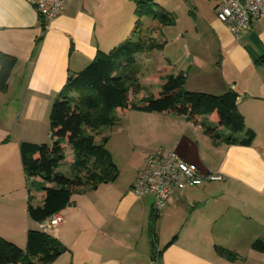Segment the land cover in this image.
<instances>
[{"label": "crops", "instance_id": "0c3cea01", "mask_svg": "<svg viewBox=\"0 0 264 264\" xmlns=\"http://www.w3.org/2000/svg\"><path fill=\"white\" fill-rule=\"evenodd\" d=\"M173 1L172 9L165 10L175 24L159 29L164 48L137 55L139 64L154 60L149 74L139 76L142 86L152 81V95L158 96L160 80L154 73L167 70L183 73L189 92L222 95L232 90L254 140L250 146L214 142L203 122L217 127L223 137L229 134L219 127L216 113L192 123L167 113L118 110L121 122L135 112L125 126L135 143L150 153L174 152L201 174L220 173L223 180L177 194L158 214L152 235V200L145 203L147 196L138 198L131 191L145 154L126 186L115 185L118 180L100 185L90 195L72 198L58 213L63 222L48 234L69 252L51 264H264V250L253 247L256 242L264 245V64L259 62L264 59V17L237 37L217 19L212 0ZM123 2L130 4L136 20L133 0H68L43 32L35 0H0V54L16 59L7 89L0 92V238L21 249L26 248L29 230L43 231L44 223L30 220L27 202L32 196L33 204L41 206L44 192H29L20 144L49 145L51 109L69 75L88 66L98 51L109 52L123 43L132 25L117 17ZM180 8L183 24L176 14ZM145 19L156 28L149 18H143V27ZM236 136L241 140L246 135ZM63 146L70 167L73 153L67 143ZM172 239L159 254L158 245L164 247ZM218 248L234 258L221 255Z\"/></svg>", "mask_w": 264, "mask_h": 264}, {"label": "trees", "instance_id": "16d2710c", "mask_svg": "<svg viewBox=\"0 0 264 264\" xmlns=\"http://www.w3.org/2000/svg\"><path fill=\"white\" fill-rule=\"evenodd\" d=\"M133 2L136 20L134 30L126 40L109 52L98 51L88 66L70 74L63 91L55 99L50 114L52 144H20L21 163L29 182V192H44L41 206L33 204L32 196L27 202V214L35 223H44L66 209L72 204L74 195L88 188L94 191L100 185L112 184L118 179L119 171L107 149L109 136H103L99 143L96 142V137L103 130L120 124L118 110L167 113L184 117L192 123H196L200 116L216 113L219 127L227 129L229 134L223 137L217 127L203 122L201 126L205 134L214 142L222 140L229 145L250 146L254 140V133L246 129L244 118L237 109L238 95L234 91L229 90L222 95L189 92L185 88L186 76L183 73L173 74L167 70L154 73L160 80L159 95L149 92L138 103L131 101V95H138L143 90L137 55L162 50L165 44L152 38L151 31L143 34V18L155 22V30L175 24L171 13L163 8H153V0ZM41 26L45 32L43 21ZM259 62L264 64V59ZM15 65V58L0 54V92L7 89ZM239 133H245V138L239 140L236 136ZM65 143L74 157L67 174L59 171L66 159ZM157 217L153 213L150 215L152 235ZM174 240L166 244L159 254ZM151 242L154 248V236ZM253 247L264 250L260 242ZM217 250L229 259L234 258L224 249ZM67 252L69 250L59 240L41 230L28 231L25 249L0 238V264H51Z\"/></svg>", "mask_w": 264, "mask_h": 264}, {"label": "built area", "instance_id": "2783aa9c", "mask_svg": "<svg viewBox=\"0 0 264 264\" xmlns=\"http://www.w3.org/2000/svg\"><path fill=\"white\" fill-rule=\"evenodd\" d=\"M67 1L35 0L34 5L45 28L63 13ZM212 1L217 19L229 25L237 37L249 28L252 21L264 17V0ZM222 180L220 173L201 174L196 165L183 161L174 152L157 150L144 158L131 191L136 197H151V211L158 215L186 189ZM62 222V217L55 214L43 224V231L48 233L51 227Z\"/></svg>", "mask_w": 264, "mask_h": 264}, {"label": "rangeland", "instance_id": "374dc122", "mask_svg": "<svg viewBox=\"0 0 264 264\" xmlns=\"http://www.w3.org/2000/svg\"><path fill=\"white\" fill-rule=\"evenodd\" d=\"M154 3L155 1L157 3H155L153 5V8L155 10L158 9H167V10H171L172 6H173V0H153ZM123 10L121 9L120 12L118 13L117 17L118 19L125 25L127 23H129L130 21L132 22V25L129 29V32L126 34L124 41L126 40V38L130 35V33L134 30V25H135V19H132V14H131V6L128 2H123ZM129 5V6H126ZM110 14V12H109ZM179 16V20L180 23L184 22V18H185V14L183 12V9H179L176 13ZM60 17V16H59ZM58 18V17H57ZM113 16H110V21H112ZM147 19H145L144 22V29L145 31H143V34L146 35V33H148L149 31H151V34L154 38L157 39L158 42H160L159 40H161V33L162 31L160 30H155L153 27L152 29H154V31L151 29L150 27V22L146 21ZM152 22V20H151ZM183 22L181 24H183ZM50 26V25H49ZM49 26L46 28H49ZM129 27V25H126ZM161 29H165V27L161 28ZM148 53V52H146ZM142 61V60H141ZM141 67V74L144 77L145 74H149V67L150 66H154V60H151L150 62H146V63H142L139 64ZM142 83V82H140ZM144 86H143V90L139 93L140 95H131L130 98L132 100V102H135V99H139V97L141 98L142 95H148L149 92L152 94L154 93V91L156 90L155 85H153L152 81H144ZM142 85V84H141ZM134 97V100L132 99ZM141 99H139L140 101ZM138 101V100H137ZM131 115L135 114V112H131ZM131 115H126L124 117V120H122V122L110 129H105L102 131L100 136L96 137V142L99 143L101 138L103 136H109V141L107 143V149L109 150V152L112 154L113 157V162L115 163L118 171H119V176H118V182L115 184L117 186H119L120 188H123L124 186H126V184L128 183V180L130 179V176L132 175V173L134 172V170L137 168V164L140 162L141 158H143V155H145V157L148 155V153H150V150L145 149V146L141 145V144H137L135 143V141L128 136V134L126 133L125 130V126L129 124L130 121H132V116ZM49 145L51 144V141L48 140ZM69 149V153L72 154V152H70V148ZM154 152V151H153ZM144 157V158H145ZM59 170L61 172H63L64 174H67L68 170H69V166L67 165L66 162H64L61 167L59 168ZM103 185V184H102ZM116 186V187H117ZM101 189H105L102 188ZM91 191L89 188L86 189L85 192H82L81 195H90ZM79 195V194H77ZM77 195H74L73 198H75ZM90 197V196H87ZM139 198V197H138ZM145 199V203H149L150 200H152L151 197L147 196L144 198ZM47 221V220H46ZM46 221L44 223H46ZM163 243L159 244L157 247V251H161L163 249ZM155 256V255H154ZM153 259V256L150 258V260Z\"/></svg>", "mask_w": 264, "mask_h": 264}]
</instances>
